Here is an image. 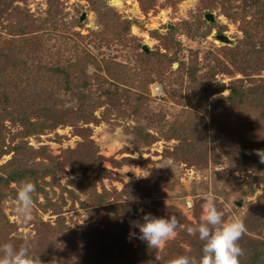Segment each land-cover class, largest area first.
I'll use <instances>...</instances> for the list:
<instances>
[{
  "label": "trees",
  "instance_id": "trees-1",
  "mask_svg": "<svg viewBox=\"0 0 264 264\" xmlns=\"http://www.w3.org/2000/svg\"><path fill=\"white\" fill-rule=\"evenodd\" d=\"M24 1L26 0H0V24L3 16H6L7 23L2 26L11 37L9 46L0 48V159L3 155L11 154L7 161L0 164V243L11 242L9 234L16 229V225L4 214L2 206L6 201H13L12 196L20 180H31L34 183V204L45 211L48 200L45 204H40L37 202V195L44 193L43 186H51V181L57 184V177L64 173L66 166L71 170L79 168L82 173L92 170L98 180L110 177L109 172L100 167V158L86 148L87 129L79 128L77 124L80 121L98 123L95 112L101 107L106 110L116 108L120 112V108L117 109V99L120 97L129 101L124 108L121 107L122 111L131 110L129 116H135L139 120L138 133L153 139L144 128L151 127L162 137L177 141L170 156L181 157L186 161L192 158L196 164H205L209 146L213 159L221 152L229 156H236L237 152V155L244 157L246 165H249L247 170H252L254 174L248 184L250 192L252 182L264 183V162L256 153L257 149L264 150V79L255 80L250 77L249 86L243 85L242 81L235 82L229 93L223 96L220 95L223 85H216L214 93L210 81L198 73L207 70L211 80L216 72L231 74L234 69L249 77L264 70V0H241V8L234 5V0H199L200 11L212 12L218 8L220 14L236 24L242 34L233 47H224L218 51L232 69L222 64L216 56L212 57L217 71L208 65L210 56H205L199 66L198 54L194 53L188 64L178 63L177 69L169 74L167 70L177 62L176 58L157 51H139L138 58L133 59L135 63L130 65L133 57L125 52L127 46L140 49V44L134 38L126 37L130 25L135 21L122 19L105 0H88L100 26L98 31L89 33L88 36L91 37L88 40L87 36L63 28L58 18L60 11L57 0H47L46 16L35 19L26 16L18 5L12 6ZM137 1L144 14L155 8V0ZM72 25L77 26L76 21ZM193 25L194 28L205 25V32L200 33L199 28L195 31V34H202L203 37L215 27L200 16L193 20ZM182 27L189 28V25L185 23ZM215 28L219 35L225 30V26L221 25H216ZM174 31L175 28L168 35ZM187 32L190 34L189 29ZM152 35L154 37L156 33ZM158 38L166 43L163 45L166 51H171L172 46H175V43H171V36ZM90 44L93 45L92 49ZM112 46L124 54L126 61L117 62L110 55L95 52L101 47ZM116 46L120 48L117 49ZM154 80L165 86L166 94L177 96L179 101L184 98L191 110L183 109L172 121L164 123L163 116L152 109L153 99L147 90ZM174 85V88L170 87ZM182 85H185L187 92L181 98V91L177 89L180 86L182 88ZM127 87L135 90L131 91L130 88L127 91ZM208 106L209 123L200 114ZM6 122L9 123L8 126L5 125ZM68 124L75 127V132L79 133L83 141L78 144L79 148L63 152L62 160L50 156L45 147L33 151L27 146L26 138L54 131L59 126ZM11 128L15 130L11 132ZM10 133L12 136L8 140L7 134ZM113 166L119 167L120 162H113ZM46 177L51 181L45 182ZM249 190L245 193H249ZM92 196L90 194L87 204L96 209H107L110 193L102 191L101 194ZM113 196L117 198L118 193L114 191ZM108 209L120 211L116 208ZM176 218L178 224H183L184 227L177 228V239L168 244L174 250L173 255L165 253V247L160 257L169 261L182 254L198 258L202 242L186 230L188 225L195 224L181 220V217ZM29 223L34 225L35 237L39 241L46 238L47 230H52L54 236L64 237L54 242L55 248L65 247L62 255L67 253L68 256L72 249L77 248L78 242H74V235L63 230V221L60 220L51 227L39 218L32 217ZM29 223L24 225L28 226ZM113 226L119 229H115L114 236L109 237L105 247H100L102 250L95 254V259L101 254L108 257L106 262L111 264L121 261H127L128 264H150L156 260L154 248L147 247L140 241L141 248L144 247L140 254L139 249L129 247L122 236L123 228ZM245 228L237 241L242 249L240 264H264V213L258 214L257 225L251 229ZM246 232L252 233L251 237ZM86 234L96 236L99 241L104 240L106 232L90 227L84 232ZM253 235L259 237L254 238ZM29 251L33 255L30 247ZM44 257L38 258L41 264L50 263L45 260L47 255ZM101 263L99 259L98 264Z\"/></svg>",
  "mask_w": 264,
  "mask_h": 264
},
{
  "label": "rangeland",
  "instance_id": "rangeland-1",
  "mask_svg": "<svg viewBox=\"0 0 264 264\" xmlns=\"http://www.w3.org/2000/svg\"><path fill=\"white\" fill-rule=\"evenodd\" d=\"M57 1L60 11L58 18L64 29L87 36V40L91 37L88 36L90 32L100 29L88 0ZM105 1L122 19L135 21L130 25L126 36L134 38V41L140 44V49L135 50L131 45L127 46L128 49L125 50L133 57L132 61L134 58H138L139 51H143L142 47L145 46L147 49L145 52L157 51L176 58L177 62L172 64L167 70V74L177 69L178 63L188 64L190 56L194 53L198 54L199 66L202 65L205 56H210L211 61L208 65L217 71L218 68L214 67L215 63L212 57L216 56L222 64L232 69L218 51L224 47H233L242 34L236 24L231 23L220 14L218 8L212 12L200 11L199 0H171L170 2L155 0V8L144 14L137 0H119V4L113 3L112 0ZM14 5H18L28 17L31 16L35 19L46 16L47 0H26L16 2L12 6ZM234 5L241 8V0H234ZM206 14H212L211 21L204 19ZM198 16L206 23H213L215 27L216 25L225 26V30L219 35L217 34L218 29L213 27L204 37L202 34H195L198 28L200 33L205 30V25L194 28L193 20ZM6 19H8L6 16L1 19L0 48L8 47L11 38L2 26L7 23ZM75 21L77 26L72 25ZM185 23L189 25V28L182 27ZM173 28L175 31L168 35V32ZM152 33H156L157 36L153 37ZM161 36L173 38L171 43H175V46L170 44L173 47L171 51H166L163 46L166 43L158 38ZM218 36H224L225 39L220 41ZM90 47L92 49L93 45L90 44ZM119 48L117 47V49ZM95 52L101 55H110L117 62L126 61L124 54L115 50L113 46L101 47ZM134 63V61L130 62V65L133 66ZM206 71L198 73L203 75L205 80L210 81L214 93L216 85H223L220 94L223 96L229 93L230 87L235 85V82L242 81L243 85L249 86L248 78L250 77L255 80L264 79V70L249 77L234 71V69L231 74L216 72L211 80ZM164 87L160 81L154 80L148 85L147 90L153 99L152 109L162 115L163 122L166 123L172 121L174 116L181 114L183 109L191 110V107L184 102V98L179 101L177 96L166 94ZM170 87L174 88L175 85ZM130 88L127 87V91H130ZM179 89L181 98L185 97L187 92L185 85H182V88L178 87L177 90ZM134 90L131 88V91ZM121 91L123 92L122 89ZM117 101L119 103L117 109L120 108V112H117L116 108L112 109L111 107L106 110L105 107H101L95 112L98 123L80 121L77 124L79 128L87 129L86 148L95 152L100 158V167L109 172L110 177L98 180L96 173L92 170L82 173L79 168L71 170L66 166L64 173L57 177V184H54L48 177L44 179L45 182L51 181L52 185L43 186L44 193L37 195V202L45 204L48 200V203L45 204L46 210L43 211L34 204L31 218L26 222H21L16 217L13 211V201H6L2 206L4 214L11 223L16 225L15 231L9 234L14 246L27 242L34 256L45 258L44 256L47 255L45 260L50 263L45 262L46 264H98L99 259L101 264H111L106 262L108 257H103L100 254L95 259V254L101 252L100 247H105L109 237L114 236L115 229H119L113 225L123 228L122 236L126 239L129 247L133 250L139 249L141 254L144 251V247L141 248V240L129 235L131 220L139 219L143 213L147 212L156 217L175 216L174 214H176L179 219L181 217V220L196 224L197 221H200L203 212L202 204L205 195L213 196L222 218L239 217L243 220L245 227L250 229L258 224V214L264 213V183L252 182L250 192L248 184L254 174L252 170H247L249 165H246L241 154L237 155L238 153L235 152L236 156H229V154L221 152L217 158L213 159L210 152L211 146H209L205 164H196L195 160H191L192 158L186 161L181 157L170 156L169 153L174 150L177 141L162 137L157 130L151 127L144 128H146V133L153 136V139L138 133L139 120L135 116H129L131 110L122 111L121 109L129 101L122 97ZM200 114L209 123L210 107L208 106L207 110ZM5 125L8 126L9 123L6 122ZM14 130L11 128V132ZM11 136L12 133L7 134V139L10 140ZM82 141L83 138L75 132V127L69 124L59 126L54 131L26 138L27 146L31 150L38 151L41 147H45L48 154L56 157L57 160H62L63 152L76 149ZM10 156L11 154L3 155L0 164L7 161ZM113 162H120V166H113ZM146 172L147 175H145ZM247 189L249 193H245ZM102 191L110 193V203L107 204V209L116 208L120 211H110L106 208L96 209L87 204L90 194L93 197L92 195L97 196ZM114 191L118 193L117 198L113 196ZM258 211L261 212L258 213ZM32 217L39 218L51 227H54L56 222L63 221V230L74 235V242H78L77 248L72 249L68 256L67 253L62 255V249L65 247L61 245L62 247L55 248L54 242L64 237L54 236L52 230H47L46 238L39 241L35 237L34 225L29 223ZM27 222L28 226L24 225ZM90 227L104 230L106 232L104 240L97 241L94 235H84V232ZM180 227L182 228L184 225L181 224ZM246 235L251 237L252 233L246 232ZM177 237L176 233L174 237L166 239L161 245L155 247L153 252L156 260L150 264H165L169 261L162 260L160 254L166 247L165 253L173 255L174 250L170 249L171 246L168 244L175 241ZM253 237L258 238L259 236L253 235ZM126 262L121 261L113 264H128ZM129 264L134 263L129 262Z\"/></svg>",
  "mask_w": 264,
  "mask_h": 264
},
{
  "label": "clouds",
  "instance_id": "clouds-1",
  "mask_svg": "<svg viewBox=\"0 0 264 264\" xmlns=\"http://www.w3.org/2000/svg\"><path fill=\"white\" fill-rule=\"evenodd\" d=\"M257 155L264 162V150L257 149ZM147 175V172L146 174ZM144 175V176H145ZM35 185L31 180H20L12 196L13 211L21 222L31 218ZM200 222L188 225L186 230L202 242L201 254L197 257L177 255L168 264H240L242 249L237 243L246 228L243 220L233 216L227 219L217 210L213 196L205 195ZM180 227L175 216L156 217L143 213L139 219L129 222V235L143 241L147 247H158L166 239L176 235ZM0 264H41L38 257L30 254L27 242L14 246L11 242L0 243Z\"/></svg>",
  "mask_w": 264,
  "mask_h": 264
},
{
  "label": "water",
  "instance_id": "water-1",
  "mask_svg": "<svg viewBox=\"0 0 264 264\" xmlns=\"http://www.w3.org/2000/svg\"><path fill=\"white\" fill-rule=\"evenodd\" d=\"M204 19H205V20H208V21H211V19H212V14H206V15L204 16ZM218 39H219L220 41H223V40L225 39V37H224V36H218ZM142 49H143V51H147V49H146L145 46H143Z\"/></svg>",
  "mask_w": 264,
  "mask_h": 264
},
{
  "label": "bare ground",
  "instance_id": "bare-ground-1",
  "mask_svg": "<svg viewBox=\"0 0 264 264\" xmlns=\"http://www.w3.org/2000/svg\"><path fill=\"white\" fill-rule=\"evenodd\" d=\"M113 3L119 4V0H112Z\"/></svg>",
  "mask_w": 264,
  "mask_h": 264
}]
</instances>
